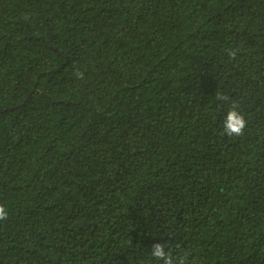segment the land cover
<instances>
[{"label":"trees","instance_id":"16d2710c","mask_svg":"<svg viewBox=\"0 0 264 264\" xmlns=\"http://www.w3.org/2000/svg\"><path fill=\"white\" fill-rule=\"evenodd\" d=\"M0 206V264H264V0H0Z\"/></svg>","mask_w":264,"mask_h":264},{"label":"clouds","instance_id":"9594fccd","mask_svg":"<svg viewBox=\"0 0 264 264\" xmlns=\"http://www.w3.org/2000/svg\"><path fill=\"white\" fill-rule=\"evenodd\" d=\"M234 54V53H233ZM221 99H226L221 97ZM247 121L235 102L228 103L224 107L223 118L220 122L222 133L226 136H239L246 127ZM8 216L5 206H0V219ZM149 255L152 259L161 261V264H185V257L173 255L167 250L165 244L155 242L151 246Z\"/></svg>","mask_w":264,"mask_h":264}]
</instances>
